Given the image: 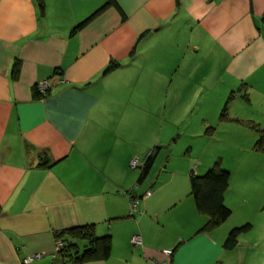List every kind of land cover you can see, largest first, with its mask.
I'll use <instances>...</instances> for the list:
<instances>
[{
    "label": "crops",
    "instance_id": "obj_1",
    "mask_svg": "<svg viewBox=\"0 0 264 264\" xmlns=\"http://www.w3.org/2000/svg\"><path fill=\"white\" fill-rule=\"evenodd\" d=\"M105 1L0 0V264L35 253L29 264H63L56 234L86 224L111 236L110 256L64 264H264L260 236L247 240L252 223L224 246L246 219L235 213L234 172L208 153L224 139L264 156L249 126L264 128V0H115L74 30ZM179 134L190 141L173 160ZM155 146L139 183L130 160ZM217 161L230 172L231 215L202 230L191 174ZM244 171L264 186V164ZM131 191L148 193L135 220Z\"/></svg>",
    "mask_w": 264,
    "mask_h": 264
},
{
    "label": "trees",
    "instance_id": "obj_2",
    "mask_svg": "<svg viewBox=\"0 0 264 264\" xmlns=\"http://www.w3.org/2000/svg\"><path fill=\"white\" fill-rule=\"evenodd\" d=\"M112 5H116L115 0H106L99 9L77 25L74 30L81 28L105 8ZM118 65V63L111 62L105 68L104 73L114 70ZM243 85L245 84L243 83ZM34 88L35 92H38L37 95L39 96L37 84H35ZM225 113L226 105L220 115L221 119H223ZM261 141L262 139L260 138L256 144L261 143ZM158 150L159 146H155L145 154L143 163L138 167L139 183L142 182L151 171ZM229 180L230 172L221 167L219 161H217L203 175H195V173L191 174L190 190L194 198L196 208L198 211L208 216V220L202 230L213 229L225 222L231 215V209L224 201V193L229 187ZM251 226V223L247 222L240 226L233 227L228 232L224 246L228 249L233 248L238 242L239 235L247 232ZM56 235L57 241L62 243V245L58 247L57 253L60 255L63 264L106 260L111 254V236L96 235L94 225L92 224L71 227L58 232Z\"/></svg>",
    "mask_w": 264,
    "mask_h": 264
},
{
    "label": "rangeland",
    "instance_id": "obj_3",
    "mask_svg": "<svg viewBox=\"0 0 264 264\" xmlns=\"http://www.w3.org/2000/svg\"><path fill=\"white\" fill-rule=\"evenodd\" d=\"M233 95H235V92L230 94L228 98L224 97L222 99V103L223 104L224 102L227 103ZM249 126L255 129L257 132L262 133V135L264 136V128H259V126L254 123H250ZM175 137L172 138L173 141L174 139H176ZM259 139L257 138L256 142ZM223 140L224 139H220V140L214 139V141H212V144L210 146L208 153L209 155H212L213 157L215 156L216 157L215 160L219 159V157H222L224 161L222 165L224 167H229V169H231L229 171L234 172L233 174L234 178L232 182L234 186H232L233 188L231 192L233 194L232 198L235 200V203H234L236 207L235 213L239 215L242 214L241 216H243L244 219H246L245 222L249 221V223H252L253 229L250 235H248L247 240H250V239L255 240L256 238L260 236L261 240L259 241L262 242L260 249L262 250L264 249V209L261 210V206L262 204H264V186H262L260 179L255 180V178H249V177L246 178L244 176L245 174L244 166L250 165V164L251 165L258 164V163L264 164V156L257 155L258 153H252V152L243 153V154L236 153L237 151L235 150V148L230 147L229 144H226V140L225 142ZM189 141L190 140L187 136L182 135V134L179 136V140L177 141V143H175L177 144V146L173 147V149L175 148V150H173L174 154H172L173 156H171L173 160L175 158L183 157L182 156L184 154L183 152L186 151V148L184 147H186ZM262 141H263V138H262ZM172 142L171 144L173 145ZM202 155L204 156V153H202ZM162 156L165 157V155H160L161 159H163ZM185 156L187 158L188 155H185ZM167 158L168 156H166L165 160ZM136 170L139 171L138 168H136ZM243 179H247V180H243ZM242 183L245 185L248 184L251 187L250 186L246 187L247 191L245 192L244 190H242L243 189L241 187ZM244 197L248 200V202L242 204L241 202L244 199ZM132 220H135V219L132 218ZM245 222L241 224H244Z\"/></svg>",
    "mask_w": 264,
    "mask_h": 264
},
{
    "label": "built area",
    "instance_id": "obj_4",
    "mask_svg": "<svg viewBox=\"0 0 264 264\" xmlns=\"http://www.w3.org/2000/svg\"><path fill=\"white\" fill-rule=\"evenodd\" d=\"M37 88H38L39 92L45 93L49 89L48 81L46 79L40 80L37 83ZM142 163H143V158L133 157V158H131L129 164L132 168H138L139 166H141ZM147 194L148 193H146L143 197H137V196L133 195L132 192H130V195H131V197H130V215H131V217H134V215L137 212L140 213L142 211L141 210V199L144 198ZM131 242H132V244L137 245V246L142 245L141 236L139 234L133 235L131 237ZM61 245H62V243L58 242V247H60ZM39 257H40L39 253L27 255L23 258V263L28 264L31 261H33Z\"/></svg>",
    "mask_w": 264,
    "mask_h": 264
}]
</instances>
